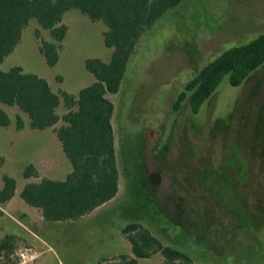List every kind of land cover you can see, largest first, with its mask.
Listing matches in <instances>:
<instances>
[{
	"label": "rangeland",
	"instance_id": "obj_1",
	"mask_svg": "<svg viewBox=\"0 0 264 264\" xmlns=\"http://www.w3.org/2000/svg\"><path fill=\"white\" fill-rule=\"evenodd\" d=\"M63 22L68 31L57 64H46L35 30L52 37L31 19L1 68L19 65L55 90L76 94L93 80L85 59L107 61L111 49L103 42L102 21L73 9ZM260 33L264 0H181L142 35L120 89L110 96L118 192L78 219L46 221L20 198L26 165L60 179L70 164L51 129L32 130L26 114L0 103L12 119L0 127V178L8 174L17 184L0 217V238H18L0 264L116 261L131 252L122 228L132 220L195 263L264 264V64L239 86L225 76L197 113L187 101L174 108L203 65ZM17 114L26 121L21 129L14 123ZM162 261L159 252L138 259Z\"/></svg>",
	"mask_w": 264,
	"mask_h": 264
},
{
	"label": "trees",
	"instance_id": "obj_2",
	"mask_svg": "<svg viewBox=\"0 0 264 264\" xmlns=\"http://www.w3.org/2000/svg\"><path fill=\"white\" fill-rule=\"evenodd\" d=\"M181 0H0V103L15 107L28 117L32 130L51 129L70 164L61 179L43 176L31 163L25 166V183L20 198L39 210L46 221L78 219L113 199L118 192L120 175L112 125L114 102L110 96L120 89L128 62L142 35L169 9ZM76 9L93 21H102L104 45L111 49L107 61L85 59V69L92 81L74 94L66 89L55 90L42 76L25 72L19 65L3 70L1 64L13 52L31 19L48 31L52 40L40 37L39 51L49 66L60 59V50L68 31L63 22L65 13ZM264 64V33L250 41L232 46L203 65L189 79L174 102L178 109L187 101L197 113L211 97L225 76L233 86L241 85ZM61 79V78H60ZM63 108L62 112L59 109ZM17 129L26 121L17 114ZM12 123L0 107V127ZM5 158L0 155V168ZM16 179L8 174L0 178V217L4 206L16 192ZM130 245V253L106 264H139L138 259L159 252L162 264L195 263L184 251L163 244L140 221H130L122 228ZM18 238L4 233L0 238V258L8 260Z\"/></svg>",
	"mask_w": 264,
	"mask_h": 264
},
{
	"label": "crops",
	"instance_id": "obj_3",
	"mask_svg": "<svg viewBox=\"0 0 264 264\" xmlns=\"http://www.w3.org/2000/svg\"><path fill=\"white\" fill-rule=\"evenodd\" d=\"M35 131H38V130H35ZM70 170V169H69ZM61 179V178H60ZM12 199V198H11Z\"/></svg>",
	"mask_w": 264,
	"mask_h": 264
}]
</instances>
